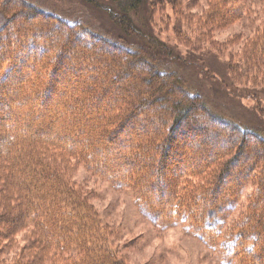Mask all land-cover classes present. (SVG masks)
I'll return each mask as SVG.
<instances>
[{
  "label": "trees",
  "instance_id": "16d2710c",
  "mask_svg": "<svg viewBox=\"0 0 264 264\" xmlns=\"http://www.w3.org/2000/svg\"><path fill=\"white\" fill-rule=\"evenodd\" d=\"M8 1L6 0L5 3L9 4ZM17 1H21L20 6L23 8H31L35 5L28 0ZM84 1L96 6L95 8L103 9L116 24H120V36H123V39L124 37L132 38V42L127 40L126 43L125 40L122 42L107 39L105 36H95V33L89 29L81 31L93 35L86 38L90 45L93 44L92 50L87 51L86 54L81 52L84 62L85 60L89 62L88 59L92 62L101 61L102 66L97 65L100 72L91 74L92 85L90 87H94V89L89 90L90 94L86 90L87 88L84 89L82 93L86 95L79 96L78 100L83 102L91 96L97 97L103 108L90 110L89 118L98 123L105 117L103 122L108 125L113 124V127L101 129L104 137H95L86 144L92 148V151H85V148L77 149L71 145L72 142L67 143L59 140L58 135L79 139L76 135L77 127H74V124L82 123L81 116L85 118L83 113L79 115L81 103L74 101L70 113L65 111L60 114L61 117L67 114L68 119H71V123L66 127L64 124L66 121L56 118L57 113L51 105L55 96L59 100L60 95H67L71 90V88L61 86L65 82V73L71 70L72 74L80 79H84V76L88 78L87 74L81 71L80 66L69 69V64L64 60L66 54L73 52L75 47H79L76 44L78 39L76 35L66 36L56 44L55 51L58 57L53 60V64H57L54 69H49L52 59H46L44 57L46 48L37 45L35 40L39 35L31 31L30 37L27 39L25 36L28 30L21 22L20 31L17 27L10 39L11 42L10 40L7 42V48L0 50V62L4 60L9 62V65L2 71L3 66H0V90H4L5 94V100L2 98L4 102L0 98V110L6 113L3 118L10 120V130L13 133V136H6V134L0 136V193H2L0 196V242L2 243L0 244V254L2 262L0 261V264H5L3 256L8 249L15 246L17 236L15 233L17 232H23L28 237L26 249H23V257L27 256L30 261L21 258L22 260H16L10 264H123L109 249L108 236L101 227L93 207L88 204L86 194H81L77 190L78 187L69 180V175L63 174L68 169L60 163L62 160L64 163L67 160L74 161V155H76L97 164L100 157L97 150L112 149L109 146L112 132L116 130L117 133L119 132L117 129L123 130L124 126L127 128V124L133 128L131 118L137 116L148 120L146 124L141 125V129L145 132L143 136L153 133L151 135L152 143L148 140L144 144L136 146L137 153L142 159L148 160L147 163L140 162L141 164L138 165L139 161L134 162L136 166L131 172L139 171V173L135 178L132 173L124 177L114 168L118 163H126V159L119 160L121 156L119 154L115 157L116 159H113L114 163L105 162V171L101 170L102 175L115 182L119 187L129 186V183H133L139 196L138 208L145 218L158 226L167 224L184 226L205 245L223 250L228 255L225 256V264H264V134L236 123L225 115L218 114L195 86L183 76H179L177 72L165 67L163 59L171 58L176 54L172 48L154 36L148 25V20L151 21L154 18L157 4L160 5L165 0H106L107 3L102 0ZM166 1L175 2L176 0ZM240 4L245 5V0H241ZM35 7L38 15L43 14L44 18H55L61 24L66 23L62 17ZM242 9V6H234L233 0L210 1L201 27L203 31L220 29L228 23L240 19ZM14 18L15 15L10 19L3 18L4 20H1L0 40L4 39L5 32L10 27L12 28L9 23ZM67 25L73 26L74 24L67 22ZM65 29L70 30L67 26ZM75 29L78 27L76 28L74 25L73 31ZM260 29L247 42V48L244 51L243 59H241L244 72L247 68L257 70L259 65H264V21ZM176 32V36H182L180 30ZM73 39L74 41H72ZM91 40L93 41L90 42ZM134 40L138 46L131 45L133 42L135 43ZM185 41L189 46L190 39H185ZM98 43H102L101 46H97ZM108 45L113 49H120L119 58H117V54L113 53L114 51L108 56L103 54V51L104 53L105 50L109 51L106 48ZM12 46L15 47L14 51ZM27 47L31 48L33 52L36 50V59H33L32 54H27L23 50ZM122 51L125 54L130 53L131 57L127 58V55L122 57ZM94 52L96 54H93ZM6 57L9 59H5ZM109 58L111 61H106ZM74 59L79 63L83 61L81 57ZM30 64L33 67L34 64L35 66L37 64V67L41 69L40 74L37 72L38 76L33 77V87L27 83L28 89L25 93L22 87V82H24L23 67L30 66ZM123 64L128 65L127 69H122ZM136 67L139 71L137 75ZM162 67L164 70H161ZM226 70L223 80L230 86L242 76L239 74L241 71L232 68ZM97 74L100 76H96ZM110 74L112 75L109 76ZM162 74H165L164 78H161ZM42 75L43 78L39 79ZM205 75H209L207 71ZM106 76L109 78L106 79ZM103 81L104 84H101L100 82ZM5 82L7 84L3 86ZM127 82H130V85ZM136 85H141L140 89H135ZM37 90H39L41 98H44L42 100V104H44L38 106L43 108L38 112L41 117L39 124L31 120L34 109L31 110V114L27 113L26 118L16 119L12 114L17 115L23 107L19 105L16 109L12 108L9 102H20L22 99L32 96ZM71 92L74 90L72 89ZM75 95L77 96L76 93ZM123 95L125 98L129 97L123 104L128 102L129 104L121 109H115L121 113H114L113 109L118 107V103L113 104L111 101L118 96L123 97ZM132 95L136 96L135 102L134 99L131 100ZM104 102L106 103L104 104ZM53 103L55 104V100ZM57 103L62 111L65 104L61 101ZM115 105L117 106L115 107ZM129 107L130 109L127 111ZM109 113L111 114L109 115ZM152 117L155 119L152 120ZM3 118H0V124ZM21 120L22 122H19ZM94 125L98 127V124ZM54 127L56 128L54 129ZM90 127L91 129L86 127L91 131H89L88 137L93 138L92 124ZM150 127H152V132L149 131ZM132 132L133 129L129 130V133L132 134ZM236 132L240 133L244 140L249 138L250 141H255L258 144L256 148H252V151L247 152V156L239 162L238 167V171L244 179L255 180L256 189L245 215L236 221L228 232H224L222 228L245 185L244 179L242 181L240 179L233 180V185L225 193L221 192L220 194H218V188H215L217 187L215 183L200 190H198L199 185L186 183L185 185L191 186L190 193L192 194L188 195H185L183 191L180 196L176 190L184 185V180H193L197 175L204 173L229 150H237L239 135ZM82 133L84 134V131ZM178 135H181V141L189 140V142H185L186 144L195 140L198 142L194 146L184 147L183 144L182 147ZM218 141L227 143L228 148L223 150L213 148ZM176 143H180L179 146ZM174 144L176 145L174 146ZM2 152L6 155H3ZM171 153H174L175 156ZM57 154L60 157H57ZM154 155L157 158L156 167L150 163ZM170 158L173 161L171 163L168 161ZM250 158L251 160L248 162ZM237 162V160H233L231 163L237 164ZM259 163L262 164V167L259 168V172L262 171L261 175L257 171L255 172ZM224 164L225 169L210 175V181L212 179L215 181L216 178L223 181L225 175L228 177V161ZM149 185H153L158 193L157 204H150L152 197L147 191ZM176 196L178 198H174Z\"/></svg>",
  "mask_w": 264,
  "mask_h": 264
},
{
  "label": "rangeland",
  "instance_id": "374dc122",
  "mask_svg": "<svg viewBox=\"0 0 264 264\" xmlns=\"http://www.w3.org/2000/svg\"><path fill=\"white\" fill-rule=\"evenodd\" d=\"M5 1L6 0H0V26L2 23L1 20H4L3 18H6L7 20L13 15H15V18L9 23V26L11 25L12 28L10 27V29L5 32V38L0 40V50H5L7 48V42L17 30V27H19L20 31V25L22 22L25 24L24 26H26L25 29L28 30L27 35L25 36L27 39H29L31 31L37 33L39 36L42 35L40 37L37 36L35 41L37 45L46 48L44 57L48 60L52 59L51 64L48 65L49 69H54L57 63L53 64V60L58 57L55 51L56 44L66 36H77L78 41H76V44L79 47L74 48L75 52L73 51L66 54L64 60L69 64V69H75V67L80 66L81 71L84 74H87L88 78L84 76V79H80L74 76L71 70L70 72L65 73V82L61 86L71 88V90L73 89L77 96L70 90L67 95H60L59 100H57L55 96L53 99V101L55 100V104L52 101L51 105L53 110L55 109V113H57V115H55L56 118L66 121L64 124L68 127L69 123H71V119H68L67 114H65L64 117H61V112L65 113V111H67L70 113L72 111V102L74 101L81 103L83 107L81 106L79 115L83 113L85 118H82L81 116L80 120H82V123L79 122V124H74V127H77L76 130L78 133H76V135L79 139H74L67 135L61 137L58 135V137L59 140L64 142H72L71 145L77 149L85 148V151H92V148L86 144L90 143L89 141L93 140L95 137H104L103 130L101 129L112 128L113 124L108 125V123L103 122L105 117L98 123L89 118L88 112H90V110L94 108H103L97 97L91 96L83 102H79L78 100L79 96L86 95L82 93L84 89L87 88L86 90L88 93L90 89H94V87H90V85H92L91 74L100 72L98 69L99 67H96L97 65L100 67L102 66L101 61L92 62L87 57L86 58L89 62L86 60L84 62V56L81 52L86 54L87 51L92 50L93 44L91 43L90 45L89 42L86 41V38H90V36L93 35L89 32L86 33L81 31L89 29L95 33V36H105L107 39L122 42L125 40L126 43L127 40L132 42V38L126 39L124 37L123 39V36H120V24H116V22H114V20H112L103 9H98V7L95 8L96 6L88 4L84 0H28V2L35 4L34 7L31 8H23L20 6L21 1L9 0V4H7V2L5 3ZM103 1L107 3L106 0H102V2ZM210 1L215 0H176L175 2L165 0L162 4H157L154 18L151 21L148 20V25L154 33V36L166 46L172 48L173 52L176 54L171 58L163 59V64L166 68L177 72L179 76H183L195 86L218 114L225 115L229 117V119L231 118L232 121H236V123L256 129L258 132L261 131L264 134V65H259L256 68L257 70L247 68L246 72H244L242 69L243 64L241 62L244 51L247 48V42L255 36L257 31L259 32L261 30L260 28L264 21V0H245V5L240 4L241 0H233L234 6H242L243 8L241 18L228 23L220 29L215 28L203 31L201 26L204 22L206 16L205 13L208 10ZM35 6H37V8L39 7L44 12L62 17L66 22L64 23L65 25L59 23L55 18H44L42 16L43 14L38 15L35 11ZM67 22L74 24L76 28L78 27V29H75L77 31H73L74 25L69 26L67 25ZM66 26L70 30L65 29ZM177 30L181 31L180 33L182 36H176L177 34L175 33H177ZM184 38L186 40L190 39V47L186 45L187 42ZM72 41H74V39ZM92 41L93 40L90 42ZM134 41L135 43L133 42L131 45L138 46L136 40ZM101 44L97 46H101ZM106 48H108L109 51L107 52L105 50V53L103 51L104 55L108 56L109 53L114 51L113 53L117 54V58L120 57V49H113L110 45ZM12 50H15L14 46H12ZM23 50L26 51L27 54H32L33 59H36V50L33 52V50L28 47ZM122 52V57H126V55L127 58L131 57L130 53L125 54L124 51ZM93 54H96V52ZM75 57H81L83 58V61L79 63L74 59ZM5 59L9 58L6 57ZM108 60L111 61L110 58L106 61ZM7 65H9V62H6V60L0 62V66H3L1 71ZM127 67V64H123L122 69H127ZM227 68L228 70L232 68L233 70L241 71L239 74L242 75L239 79L233 82L231 86L223 80L225 79ZM40 69L37 67V64L36 66L34 64V67L32 64L23 67L24 82H22V87L25 93L27 92L28 85L33 87V77L35 75L38 76L37 72L40 74ZM161 70H164V67H162ZM133 71L135 70L133 69ZM206 71L207 74H211V77L205 75ZM137 72H139L138 67H136V75ZM111 75L112 74L109 76ZM164 75L165 74H162L161 78H164ZM47 76L49 75L47 74ZM96 76H100V74H97ZM109 76H106L105 78L107 79ZM41 78H43V75L40 76L39 79ZM100 83L104 84V81ZM6 84L7 82H5L3 86ZM127 84L130 85V82H127ZM141 84L143 86L144 83L142 82ZM140 87L141 85H136L135 89H140ZM3 91L4 90H0V98L2 102H4L3 99L5 100V94ZM124 96L125 95H123V97L118 96L121 101H119L120 99L118 97L112 99L111 103H118V107L115 105L116 108L113 109L114 113H121V111L117 112L115 109H121L126 105L128 106L129 102L127 104L123 103L129 97L125 98ZM131 97V100L134 99V102L137 100L135 95H132ZM42 100H44V98H41L39 90H37L32 96L30 95L28 98L22 99L20 102H9L11 103L12 108L16 109L19 105L23 107V109H21L22 111L20 110L17 115H12L15 116L16 119H21V117L26 118L27 113L31 114V110L34 109L31 120L36 124H39L41 117L38 112L43 108H39L38 106H41ZM59 101L65 104L62 111L59 109L57 103ZM105 103L106 102H104V104ZM38 108L39 110H37ZM129 109L130 107L127 108V111ZM111 113H109V115ZM124 114L121 115V119ZM3 115L5 117L6 113L0 110V118H3ZM103 115L106 116L105 114ZM49 117H52V115H49ZM151 119L154 120L155 118L152 117ZM147 121L148 120L143 119L142 116L133 117L131 118V125H133V128L129 127L127 124V128L124 126L122 127L123 130L117 129L119 132L116 133V130L114 131L115 134L112 132L109 141V146L112 149L105 151L97 150V154L100 156L97 164L91 163L90 160L86 158L85 160L76 155H74V161L67 160L64 163L62 160L60 164L68 169V171H64L63 174L69 175V180L78 187L77 190L81 194H86L88 204L93 207L101 227L105 230L108 236L107 241L109 249L123 264H225L224 259L225 256L228 255L223 250L205 245L203 241L195 237L185 229L184 226H175L171 224L158 226L145 218L138 208L139 196L133 183H129V186L126 185L119 187L115 182L102 175L101 170L105 171V162L114 163L113 159H116L115 157L119 154H121L119 160L126 159V163H118L114 168L124 177L129 173L131 174V171L135 169L134 166L136 165L134 162L139 161L137 162L138 165L141 164L140 162L147 163L148 160L142 159L136 151L137 145L144 144L145 141L148 140L152 143L151 135H153V133L143 136L145 132L141 129V125L146 124ZM19 122H22V120ZM91 124L93 138L88 137L91 132L89 130L91 129ZM94 124H98V127ZM10 125V120L3 118L0 124V136L3 134H6V136H13V133L10 130ZM86 127L89 129H86ZM55 128L56 127H54V129ZM83 128H85V130H83L84 134L82 133ZM131 129H133L132 134L129 133V130ZM151 129L152 127L149 128V131H151ZM236 133L239 135V139L237 140L239 148H237V150H229L226 155L223 154L224 156L208 167L204 173L197 175L193 180H184L183 184L190 183L192 185H199L200 187L198 190H200L201 188L214 185L215 183V185H217L215 188H218L217 191L218 194H220L221 192L225 193V191L233 185V180L240 179L242 181L244 177L241 176L238 171L239 162L243 161L247 156V152L252 151V148H256L258 144L255 141H250L249 138L244 140L243 137L240 136V133ZM58 134L60 133L58 132ZM180 136L181 135H178V139L181 141L182 137ZM83 139H87L88 141H83ZM239 141H241V143H239ZM181 142L182 147L183 144L184 147H186L187 145L194 146L198 141L195 140L188 144L185 142H189V140H182ZM216 143L217 145L213 146V148L216 147L220 150L228 148V144L223 141H218ZM176 144L179 146L180 143ZM176 144H174V146ZM241 146L243 147L241 148ZM2 154L6 155L4 152H2ZM76 154L79 153L76 152ZM171 155L175 156L174 153H171ZM57 157H60L59 154H57ZM152 158L153 160L150 163L152 166L156 167V155ZM233 160H237V164L231 163ZM250 160L251 158L248 162H250ZM168 161L169 163L173 162L171 158L168 159ZM227 161L229 165L228 177L225 175L223 181H220L215 177L216 180L214 181V179H212L211 182L210 175H214L219 170H224V163ZM258 161L263 163L261 160ZM56 163L58 164V160ZM260 167H262V164L259 163L255 170L259 175L262 173V171L261 173L259 172ZM60 168L63 169L62 166H60ZM231 171L233 172L232 174ZM60 172H62V170H60ZM138 173L139 171L133 172V178H135ZM244 180L245 185L242 187L237 202L234 208L229 212L226 223L222 228L224 232H228L230 227L245 215L249 202H251L252 194L256 189V183L253 179L246 178ZM184 185L176 190L177 193L180 196L183 191L185 195L192 194L190 193L191 186ZM147 191H149L152 197L150 204H157L158 193L153 185H149ZM0 196H2V193H0ZM174 198H178V196ZM15 234H17L15 246L8 249L3 256L5 264H10V262L20 260L21 258L30 261L27 256L23 257V249H26L28 237L24 235L23 232H17ZM0 244L2 243L0 242ZM0 261L2 262L1 254Z\"/></svg>",
  "mask_w": 264,
  "mask_h": 264
}]
</instances>
